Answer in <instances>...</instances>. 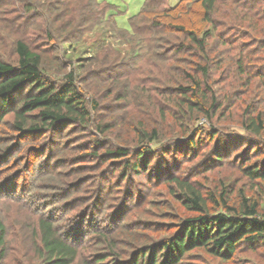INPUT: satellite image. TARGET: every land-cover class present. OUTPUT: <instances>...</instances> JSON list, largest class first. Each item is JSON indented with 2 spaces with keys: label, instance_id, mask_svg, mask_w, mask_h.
I'll return each instance as SVG.
<instances>
[{
  "label": "trees",
  "instance_id": "trees-1",
  "mask_svg": "<svg viewBox=\"0 0 264 264\" xmlns=\"http://www.w3.org/2000/svg\"><path fill=\"white\" fill-rule=\"evenodd\" d=\"M168 1L143 0L139 12L127 17L126 28L115 19L121 11L105 0H0V11L6 16L0 20V35L4 36V29L14 35L9 56L0 52V125L12 115L10 126L13 132L24 136V142L49 136L48 148L41 147L39 151V156L47 155V160L29 169L25 166L35 176L22 185V196L16 195L22 171L13 168L2 173L1 169L0 264H10V257L20 250L25 264H182L194 249L230 262L242 245L264 248L262 187L258 196L241 188L236 190L235 185L223 181L205 187L179 175L181 162L186 160L172 165L169 154L174 150L179 158L196 159L213 144L203 169L223 164L237 151L236 167L242 177L253 183L264 181V0H179L172 6ZM226 4L227 11L223 8L221 12L232 16L233 26L226 27L225 19H217ZM192 7L198 8L206 27L190 29L173 23ZM246 19L248 25L244 23ZM33 29L35 40L30 35ZM176 34L179 36L175 43L155 56L161 39ZM232 48H238L233 57ZM172 52L178 64L193 58L176 74V80L160 92L166 93L163 101L174 108V120L179 126L175 136L179 138L169 140L164 148L157 146L161 129L156 123L148 127L143 120H129V139L116 134L119 120L113 116L114 110L118 108V113L125 114L133 92L129 76L141 69L145 57L165 60ZM142 79L145 84L149 81L148 77ZM227 79L231 88L223 86ZM140 89L147 93L148 106L158 103L148 86ZM247 93L251 97L245 98ZM110 96L115 103L103 104V98ZM158 110L164 119L163 107ZM230 114L238 119H230ZM202 119L208 122V129L194 125ZM221 121L238 125L244 137L225 139V128L215 124ZM71 128L93 140L91 145L85 140V144H80L85 158L82 163L97 160L98 166L106 165L105 171L100 172L98 187L92 188L95 182L89 174L90 168L95 167L88 162L79 181L59 184L65 186L60 191L67 192L58 201H69L60 213L46 210L32 199L31 205L24 206L30 214L13 226L7 225L1 201L24 205L38 178L65 165V160L58 157L64 149V133ZM10 139L0 141L3 166L22 152V146L18 147L20 140ZM74 170L80 173L83 168ZM115 172L119 173V180L112 183L108 179ZM144 177L148 187L151 182L164 179L192 215L164 229L163 237L147 243L133 242L131 251L124 254L116 248L117 238L121 232L132 234L126 228L127 217L146 195L139 188L143 183L134 178ZM121 188L123 197L109 213L106 222L112 226L108 227L105 210ZM87 191L90 194L84 195ZM82 205L85 209L74 215L79 219L64 229V212ZM11 235L20 238V247L11 244ZM89 248L91 253L84 256L83 250Z\"/></svg>",
  "mask_w": 264,
  "mask_h": 264
},
{
  "label": "rangeland",
  "instance_id": "rangeland-1",
  "mask_svg": "<svg viewBox=\"0 0 264 264\" xmlns=\"http://www.w3.org/2000/svg\"><path fill=\"white\" fill-rule=\"evenodd\" d=\"M108 3L113 4L117 7V9L121 12L115 14V19L119 26L122 27H128L127 17L136 14L139 12L141 5L143 3V0H105ZM179 0H169L168 5L172 6L175 5ZM228 4L224 5L222 8H220L219 14L217 15V19L223 18L225 19L227 25L226 27L233 26L235 21L232 19V16L228 13H225L224 11H227L226 8L228 7ZM224 8V11L221 12V10ZM5 15H2V12L0 11V20L5 18ZM6 19V18H5ZM201 19V14L198 10V8L193 7L190 10H187L186 13L178 16L173 23L174 24H184L188 28H203L206 27V24L203 23ZM8 22V21H7ZM2 26H4V22H1ZM245 25H248V19L244 21ZM261 23V22H260ZM238 24V23H236ZM208 25V24H207ZM260 25V24H259ZM1 27V26H0ZM2 28V27H1ZM0 28V29H1ZM225 28V27H224ZM223 28V29H224ZM4 34L0 35V52L3 53V55H8L9 51L11 50V41L14 38V35L6 31L4 29ZM35 29L30 31V35L32 39L37 38V34H35ZM33 34V35H32ZM178 34L175 36H164L161 39L162 44H160V48L155 51V56L159 55L157 53L159 52H165L172 43H175L176 39L178 38ZM3 39V40H2ZM93 38L89 39V42L92 41ZM216 40H219V37L216 38ZM41 41V38L37 40ZM220 48L226 50L222 44H220ZM237 49L232 48L231 53L232 57L237 52ZM170 54V53H169ZM9 56V55H8ZM158 61L152 60L150 57H145L144 60L141 62V69L138 72L132 73L129 77L128 82L130 86V90H132V95L128 99L127 104V110L124 114L123 111H120L118 113V106L115 108L116 111L112 108L111 112L114 110L113 116L119 120V122L116 123V134L121 135L122 137H125L129 139L132 137V131L130 129V126H132V122L129 120H132L133 123L139 120H143L147 123L148 127H151L156 123L159 128L162 131L161 141L157 144V146H168L171 139H176L179 137L175 136V131L179 130V126L175 123L174 120V108L169 106L168 104L163 101L162 94L160 93L162 89H166L168 83L175 81L177 76V73H181V71L184 69L185 66L188 65V63H191L193 61V58H187L186 60L180 61L181 63L178 64L175 60H173V52L168 56L165 60L157 58ZM160 60V61H159ZM140 67V64H139ZM149 78V81L143 83V79ZM148 86L150 88L152 96L156 98L158 103L154 106L150 105L148 106L149 102L146 98L147 93L144 92V90L141 92L140 88H143L144 86ZM224 87L231 88L229 80H225ZM139 87V88H135ZM154 89V90H153ZM156 90V91H155ZM245 98L248 96L251 97V94L244 95ZM139 101L140 104L136 101ZM103 104H111L114 102V97L110 96L107 99L103 98L102 101ZM119 107H125L122 104H118ZM163 107V110L165 112V117L162 119L161 113L159 112L158 108ZM234 115V114H233ZM229 115V118H236V115L238 116V113L236 112V115ZM238 117L236 118V120ZM11 122H12V115L6 116L4 119V122L0 125V141L11 138L10 140L18 139L20 140L18 147L22 146V152L16 157L14 156L11 161L8 164H5L4 166L0 164V173L1 169L3 170L2 173L10 172V169L16 168L20 169L23 174L22 179L19 178L18 182L20 183V188L16 192V195L22 196L24 189L22 188V185L27 184L28 179L33 178L35 174H30L27 171L32 166H38L39 161H46L47 155H41L39 156L40 152L42 151L40 148H48V139L49 136L46 138H39L35 139L33 141L24 142V136L22 137L21 134L13 132L11 128ZM128 122L130 125H128ZM201 124L202 129H208V122L204 119L199 120L197 124ZM217 124V127L219 128H225L222 132L224 133L222 136L224 138L232 137L231 139L234 140V138H238V136L244 137L242 131L240 130L239 126L235 123L229 124V122L221 121L215 123ZM64 143L63 147L64 149L60 152L58 159H64L65 165L61 166L57 170H54V172L43 175L41 178H38L36 188L33 191V194L27 198H25L24 205H19L18 203L10 202V201H1L2 204V210L3 215L5 218V222L9 226H13L15 224V221L19 219L26 218L30 212H28L26 209H24V206H29L33 203L32 199H36L38 201V204H42L43 207L46 208V210H54L56 213H60L62 211V207L64 204L68 203L67 201H58L59 197H62L67 190L60 191L61 189H64L65 186H60L61 183H67L71 185L75 184L77 181L80 180V175L85 170V166L88 165V162L83 164L82 162L85 161V158H83L84 149L81 147L80 144L86 143L87 141L90 145L93 144V140L91 139V136H87L84 133L80 134V131L76 128H71L68 131L64 133ZM113 135H111L112 137ZM71 142V145L68 144ZM22 144V145H21ZM83 144V145H84ZM168 144V145H167ZM76 145V146H74ZM79 147V148H78ZM171 148L173 149L174 146L171 144ZM213 148V144L206 147L204 149V152H201V156L196 159H189V158H179V156H176V152L174 150H170V155H172V165L177 164L180 165V162L184 159L186 161L181 162L182 166L180 170L178 171L179 175L189 177V179L192 181H196L199 184H202L205 187H212L215 184H218L219 182L223 181L225 183H228L230 186L235 185L236 190L239 188L243 189L245 193L251 194L254 196H258L259 194V188L262 187L264 189V181H256V182H249L245 177H242V172L236 167L238 161L235 158V153H231V156L226 159L223 164L216 163L214 166H211V169H203L204 161L207 158V155L211 154L209 151ZM83 149V150H82ZM168 149V148H167ZM85 151H89L88 149ZM48 154V150L46 151ZM208 153V154H207ZM243 153V152H242ZM241 155V154H240ZM83 159V160H80ZM188 159V160H187ZM236 159V160H235ZM80 163V164H79ZM20 164L22 165L20 168ZM95 167L90 168V177H92L90 180L94 181L95 184L92 187L94 190L98 187L99 182V175L101 171H105L106 165L100 167L97 164V160L91 161L89 163V166ZM83 168V170L80 173H76L75 170L72 171V169H75V167ZM174 167V166H173ZM179 167V166H178ZM98 171H93V169H98ZM19 171V170H18ZM20 174V175H21ZM1 176L3 174H0ZM107 177H105L106 179ZM110 182L115 183L119 180V173L115 172L112 176V178H109ZM107 180V181H108ZM136 181H140L143 183V187H139L141 189L142 195H145V198L143 202L138 205L137 207L131 208L129 216L127 219L129 220L127 223V229L132 232L131 235L127 236L125 233H122L120 230V234L117 238L118 246L116 247L120 252H124L126 254L127 252L131 251L130 247L133 245V242L135 244H141V243H147L152 242L156 240L159 237L165 236L164 229L171 228V226L175 225L173 223L179 221L184 216H191L192 213L187 211L179 201V199L173 195V192L169 190V186L164 181V179L160 180V182L152 183V186H145L148 181L147 177L144 178H134ZM195 183V182H194ZM103 185V184H102ZM136 185V184H135ZM27 186V185H26ZM22 188V189H21ZM117 193L114 194V198H111L110 200V206L105 211L107 214L104 216L105 223L106 221H109V213L113 211L115 206L119 203V201L123 197V189L116 191ZM149 192V193H148ZM88 191L84 193V195H88ZM56 195V196H55ZM54 196H55V202H54ZM71 202V201H70ZM23 206V207H22ZM85 206H79L76 208L77 210H70L69 212H64V221L61 222L62 226H64V229L66 227H69L73 223V221H76L75 219H79V216L74 217V215H77L80 211H82ZM108 210V211H107ZM32 213V212H31ZM33 215V214H31ZM103 217V216H102ZM73 219V220H72ZM116 221V220H113ZM74 226V225H72ZM106 226L111 227L112 225L107 224ZM142 228V229H141ZM12 229V228H11ZM173 229V228H172ZM124 230V229H122ZM134 230V231H133ZM141 230V231H140ZM137 232H140L138 234ZM117 234V233H116ZM115 235V234H114ZM12 245H15L17 247L21 246L20 238L12 237V235L9 238ZM102 246H96V248H101ZM21 252V250H20ZM20 252L16 256L10 257V264H25V259L20 255ZM83 255L87 256L91 253V249H84ZM182 264H264V248H254L250 249L244 245L240 246L235 258L230 262H221L218 258L213 257L208 252L201 250V249H194L188 256H186L184 262Z\"/></svg>",
  "mask_w": 264,
  "mask_h": 264
}]
</instances>
